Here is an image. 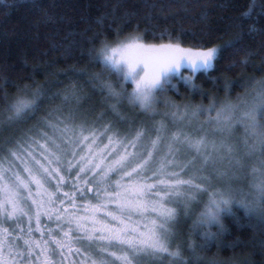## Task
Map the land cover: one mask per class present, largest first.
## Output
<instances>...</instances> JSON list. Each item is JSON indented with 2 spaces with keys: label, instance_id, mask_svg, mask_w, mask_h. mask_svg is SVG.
Wrapping results in <instances>:
<instances>
[{
  "label": "snow or ice",
  "instance_id": "obj_1",
  "mask_svg": "<svg viewBox=\"0 0 264 264\" xmlns=\"http://www.w3.org/2000/svg\"><path fill=\"white\" fill-rule=\"evenodd\" d=\"M221 51L171 39L147 44L141 36L102 41L93 61L117 80L93 82L99 80L114 119L102 113L77 123V109L64 113L81 99L73 90L23 136L0 141V264H199L194 242L186 257L175 241L203 195L193 230L219 225L233 204L264 221V81L251 100L219 107L213 101L207 109L164 101L165 111H157L173 79L195 89L196 74L212 68ZM41 96L37 90L7 102L0 131L31 119ZM124 103L144 120L124 114ZM125 123L130 127L122 131ZM245 173L252 178L248 192L234 187ZM214 235L203 233L201 250Z\"/></svg>",
  "mask_w": 264,
  "mask_h": 264
},
{
  "label": "trees",
  "instance_id": "obj_2",
  "mask_svg": "<svg viewBox=\"0 0 264 264\" xmlns=\"http://www.w3.org/2000/svg\"><path fill=\"white\" fill-rule=\"evenodd\" d=\"M127 34L141 36L145 43H168L171 39L185 47L222 48L213 67L196 74L195 89L178 81L158 97L161 113L164 101L207 109L213 101L217 107L218 101L220 105L237 102L239 95L251 100L259 82L264 81V0H0V93L4 96L0 111L18 95L42 93L35 115L12 126L5 124L0 141L14 142L23 136L48 112L59 108L63 96L73 90L81 99L78 105H65V114L74 108L79 120L91 123L102 113L105 121L114 119L97 86L99 80L93 82L103 70L93 62V56L102 41L112 43ZM93 37H98L95 42ZM236 38L235 47L223 49ZM102 72L101 79L116 83L115 74ZM53 96L56 98L51 99ZM121 110L137 124L144 120L142 116L137 119L139 110L127 103ZM248 178L245 173L239 183L245 192L250 191L246 184L252 178ZM245 213L233 204L230 213L221 214L219 225L193 230L195 213L181 224L176 243L183 242L188 256L187 245L194 242L201 257L199 264L211 260L217 264H264V221ZM204 232L215 235L201 250Z\"/></svg>",
  "mask_w": 264,
  "mask_h": 264
},
{
  "label": "rangeland",
  "instance_id": "obj_3",
  "mask_svg": "<svg viewBox=\"0 0 264 264\" xmlns=\"http://www.w3.org/2000/svg\"><path fill=\"white\" fill-rule=\"evenodd\" d=\"M124 39V38H123ZM123 39H117V40H123ZM116 40V41H117ZM116 41H114V42H112V43H110L109 42V44H113L114 45V43L116 42ZM145 43V42H144ZM147 44H161V43H147ZM183 47H185V46H183ZM214 47H216V46H214ZM184 75H188V72L187 71H185L184 72ZM177 83H178V80H176V79H173V81H172V84L174 85V86H176L177 85ZM130 86H129V88H128V91L129 92H131V90H132V85L131 84H129ZM219 102V104H218V107L220 106V101H218ZM234 103H236V102H234ZM158 109H159V106H158V108H157V111H158ZM75 119H76V122L77 123H80L81 121H84V120H86V119H84V118H81L80 120L77 118V117H75ZM87 122H88V120H86ZM88 123H90V122H88ZM123 125V124H122ZM124 127L123 128H121V130L122 131H125V130H127L129 127H130V125L129 124H125V125H123ZM237 135H239V132L237 133ZM254 160V159H253ZM252 161V160H251ZM251 161H248V164H247V167L248 168H250L252 165L250 164L251 163ZM249 176V175H248ZM244 177H245V174H244ZM249 178H251V176H249ZM248 178V179H249ZM213 184L214 185H216V186H222V182L221 181H219V180H217V179H213ZM239 183H241V181L240 182H238V183H235L234 184V187L235 188H237V189H239L240 187V184ZM248 184H249V182H247V184H246V188H249L248 187ZM249 190V189H248ZM237 195H239V193L237 192ZM200 199H201V202L200 203H194V205H193V208H194V211H193V213H192V215L193 214H197V216H199V213H200V211L203 209V204H204V202H206L207 201V195H203L202 197H200ZM189 218V217H188ZM186 220V219H185ZM185 220H183V222L182 223H184L185 222ZM36 236L38 237L39 236V233H36ZM178 238V237H177ZM176 242V241H175ZM185 254V256L187 257V255H186V253H184ZM156 264H160V262L159 261H157L156 262ZM164 264H167V261H165L164 262Z\"/></svg>",
  "mask_w": 264,
  "mask_h": 264
},
{
  "label": "bare ground",
  "instance_id": "obj_4",
  "mask_svg": "<svg viewBox=\"0 0 264 264\" xmlns=\"http://www.w3.org/2000/svg\"><path fill=\"white\" fill-rule=\"evenodd\" d=\"M124 37H125V36H124ZM127 37H129L128 34H127ZM122 39H123V38H122ZM124 39H125V38H124ZM112 41H113V40H112ZM93 52H94V51H93ZM95 55H96V54H95ZM90 56H91V55H90ZM90 61H92L91 58H90ZM93 62H94V61H93ZM94 64H95V63H94ZM94 66H95V65H94ZM92 67H93V65H92ZM95 68H96V66H95ZM97 68H99V67H97ZM97 68H96V70H99V69H97ZM101 69H102V68H101ZM99 71H101V70H99ZM102 71H103V70H102ZM102 71H101V74L104 73V72H102ZM99 74H100V72H99ZM101 74L98 75V76H101ZM102 77H104V76H102ZM46 78H47V76H46ZM59 78H60V77H59ZM100 78H101V77H100ZM45 80H46V79H45ZM65 82H66V81H65ZM50 83H51V82H50ZM96 85H97V84H96ZM189 86H191V85H189ZM189 86H187V87H189ZM200 87H201V86H200ZM228 87H229V86H228ZM242 88H244V86H243ZM184 89H185V88H184ZM188 89L190 90V89H192V88H188ZM188 89H187V90H188ZM196 89H197V88H196ZM222 89H223V88H222ZM182 90H183V89H182ZM192 90H193V89H192ZM199 90H203V89H199ZM223 90H224V89H223ZM228 90H229V89H228ZM88 91H89V90H88ZM190 91H191V90H190ZM229 91H231V90H229ZM244 91H246V90H244ZM178 92H179V91H178ZM195 92H196V91H195ZM224 92H225V91H224ZM224 92H223V93H224ZM226 92H227V91H226ZM240 92H242V91H240ZM192 93H194V92H192ZM199 93H200V92H199ZM229 93H230V92H228V94H229ZM238 93H239V91H238ZM245 93H246V92H245ZM245 93H244V94H245ZM248 93H249V92H248ZM92 94H93V93H92ZM177 94H178V93H177ZM236 94H237V93H236ZM246 94H247V93H246ZM198 95H199V94H198ZM236 96H238V94H237ZM239 96H240V95H239ZM239 96H238V97H239ZM246 96H247V95H246ZM197 106H199V105H197ZM197 106H196V107H197ZM237 207L239 208L238 205H237ZM241 210H242V209H241ZM242 212H244V211H242ZM245 214H247V213H245ZM245 216H246V215H245ZM248 216H249V215H248ZM248 216H247V217H248ZM254 216H255V215H253V217H254ZM254 218H255V217H254ZM261 221H262V220H261Z\"/></svg>",
  "mask_w": 264,
  "mask_h": 264
}]
</instances>
